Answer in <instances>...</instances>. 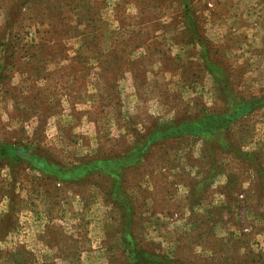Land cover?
<instances>
[{
	"label": "rangeland",
	"instance_id": "1",
	"mask_svg": "<svg viewBox=\"0 0 264 264\" xmlns=\"http://www.w3.org/2000/svg\"><path fill=\"white\" fill-rule=\"evenodd\" d=\"M225 89L253 108L217 140L254 161L183 135L116 190L101 164L31 165L122 156L151 126L222 112ZM0 142L30 159L0 157V264H128L126 230L187 263L264 264V0H0Z\"/></svg>",
	"mask_w": 264,
	"mask_h": 264
},
{
	"label": "trees",
	"instance_id": "2",
	"mask_svg": "<svg viewBox=\"0 0 264 264\" xmlns=\"http://www.w3.org/2000/svg\"><path fill=\"white\" fill-rule=\"evenodd\" d=\"M215 70L219 72L216 79L220 81L223 78V72L219 70L217 66L215 67ZM223 95L224 96L222 97L224 99L225 108L222 112L215 113L201 111L192 117H185L173 122L172 124L166 123L163 125L151 126L145 131L144 135L139 136L140 141L134 144V146H132L131 149L122 156L96 160L93 162H83L73 167L65 168L64 170L57 165L46 164L43 166L40 161H38L37 164L32 162L31 165H36L46 171L56 174L57 176L60 175V177L65 176L69 180L71 178L77 179L82 175L88 174V172L92 168L96 167L97 164H101L104 172L113 179V182L116 183V185L112 184L116 190L119 188L117 183L120 182V174L125 166L137 163L140 156L145 153V150H148V148L155 143L183 135L199 137L206 144L217 147L220 151H231L244 157H250L251 161H254L253 155L251 153L239 149L237 145L229 141L228 137H224L222 140H217L219 136H223V132L224 136H226L225 131L233 121L240 118L253 108L251 106L252 104L250 100H246L241 97H235L234 94L230 92V89H225ZM5 156L11 157V159L22 158L30 160L29 158L20 156L12 143L0 142V157ZM39 164L42 166H39ZM254 168L256 172H258L259 167L255 165ZM191 190L193 192L195 189ZM114 194L117 195V193ZM117 196H119L117 202H123L124 205V208L122 209L127 219L125 229H129L133 216L131 204L128 200L122 197V195ZM199 196L200 194L195 195L193 193L195 200H197ZM123 239L126 245L125 250L127 259L129 260L128 264H193L166 257L157 251L137 247L134 244L132 236L128 230L124 232Z\"/></svg>",
	"mask_w": 264,
	"mask_h": 264
},
{
	"label": "crops",
	"instance_id": "3",
	"mask_svg": "<svg viewBox=\"0 0 264 264\" xmlns=\"http://www.w3.org/2000/svg\"><path fill=\"white\" fill-rule=\"evenodd\" d=\"M57 79V78H56ZM51 80V82L53 83L54 81H53V79L51 78L50 79ZM46 84V82H44L43 83V85H45ZM67 85V84H66ZM25 87V86H24ZM26 88H29L27 85H26ZM43 86L42 87H40L39 88V90H41V91H43ZM22 90H23V88H22ZM43 92H45V91H43ZM52 92V91H51ZM47 93V92H46ZM25 95H27V92H24V91H22V115H24V113H25V111L27 110V104H29V102H26L25 100H28V97H26ZM40 96L42 95V92L39 94ZM30 100H32L33 102H36L35 100H33V98L31 97V99ZM29 100V101H30ZM49 101V100H48ZM47 101V103H48V105H49V107H50V109L52 110L53 109V107L50 105V103ZM24 117L22 116V126L24 127V126H26V124H27V122L29 121H25V119H23Z\"/></svg>",
	"mask_w": 264,
	"mask_h": 264
},
{
	"label": "built area",
	"instance_id": "4",
	"mask_svg": "<svg viewBox=\"0 0 264 264\" xmlns=\"http://www.w3.org/2000/svg\"><path fill=\"white\" fill-rule=\"evenodd\" d=\"M207 6H208V7H211V6H212L211 1H208V2H207Z\"/></svg>",
	"mask_w": 264,
	"mask_h": 264
},
{
	"label": "water",
	"instance_id": "5",
	"mask_svg": "<svg viewBox=\"0 0 264 264\" xmlns=\"http://www.w3.org/2000/svg\"><path fill=\"white\" fill-rule=\"evenodd\" d=\"M24 155H26V153H23Z\"/></svg>",
	"mask_w": 264,
	"mask_h": 264
}]
</instances>
